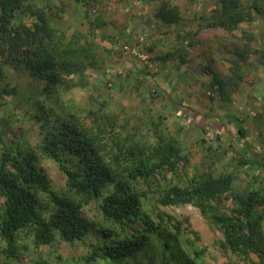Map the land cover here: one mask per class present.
<instances>
[{
	"label": "trees",
	"instance_id": "1",
	"mask_svg": "<svg viewBox=\"0 0 264 264\" xmlns=\"http://www.w3.org/2000/svg\"><path fill=\"white\" fill-rule=\"evenodd\" d=\"M250 2H213L211 15L202 17L206 22L192 28V41L201 28H223L236 37L253 9L264 13L257 1ZM49 8L34 0H0V264H206L200 234L165 209L186 205L197 207L221 233L215 241L228 258L225 264H264V150L249 156L248 119L227 117L243 146L233 169L215 168L222 157L205 144L204 166L191 174V149L180 137L181 121L190 116L181 109L189 106L183 100L172 99L179 108L169 110L175 129L161 112L150 115L149 132L143 123L134 126L142 116L113 106L103 95L83 103L63 99L68 77H79L81 85L89 81L88 87L103 81L111 86L118 74L104 70L101 51L125 59L129 69L127 43L136 46L138 39L124 34V45L113 43L109 49L82 42L79 33L52 24ZM157 16L167 25L181 24L180 9L171 0H161ZM242 35L248 41L256 37L247 30ZM179 51L174 48L158 59L169 62L178 56L186 62V51ZM260 53L264 65V45ZM229 59L227 78L214 71L210 76L223 100L246 85L251 71L248 49ZM142 71L154 75L148 67ZM160 93L153 89L152 99ZM259 119L261 128L264 116ZM242 174L262 179L242 187ZM92 234L100 241L90 242V253L65 257L58 251L60 244L74 246Z\"/></svg>",
	"mask_w": 264,
	"mask_h": 264
},
{
	"label": "rangeland",
	"instance_id": "2",
	"mask_svg": "<svg viewBox=\"0 0 264 264\" xmlns=\"http://www.w3.org/2000/svg\"><path fill=\"white\" fill-rule=\"evenodd\" d=\"M171 1L180 9L181 24L167 25L157 16L161 0H34V3L37 6L51 5L49 14L52 24L69 34L79 33L82 35V42L91 40L98 45L103 43L109 49L113 43L122 47L124 34L138 39L136 46L127 43L131 53L126 54L133 62L129 69L124 66L125 59L120 58L123 60L120 61L115 54L108 55L101 51L104 56V70H107L108 74H118L114 77L115 80L110 81L111 86L107 81H103L95 87H88L89 84H86L89 81L81 85L79 77H68L70 87L61 90L63 99L83 103L92 96L103 95L113 106L133 110L142 116V120L135 119L137 125L134 126L143 123L141 126L145 131H149L152 124L150 115L158 116L161 112L167 116L168 126L175 129L177 125L174 117L169 115V110L176 112L179 109L173 100H183L189 106L181 109L183 112H190V116L181 121L184 123V130L180 137L191 149L190 173L204 166L202 162L204 154L207 153L205 144L222 157L215 168L229 171L236 165L243 147L236 127L227 118L230 115L248 119L249 156L253 158L257 152L264 150V126L260 128V119L258 120L260 114L264 116V65L260 53L264 45V13L256 14V9H253L252 18L241 23L236 37L227 36L223 28H201L194 34L192 41V28L195 30L199 24L206 22L202 17L211 15L215 7L213 2L216 0ZM249 1L250 4L257 1L264 7V0ZM243 30L254 32L255 39L248 41L242 35ZM150 46L153 47V52L149 51ZM173 47L175 50L179 47V52L186 51V62H181L178 56L169 62L158 59L160 54L174 51ZM244 49H248L247 65L251 66L250 73L245 76L246 85H240L236 91L229 93V99L223 100L219 97L217 89L210 84L212 71L218 73L221 78H227L231 74L230 54ZM147 67L154 75L143 73L142 69ZM13 78L18 81L23 79L17 75H13ZM91 78L93 80L95 77ZM117 82H121L122 86ZM204 84L207 85L206 88ZM153 89L161 92L157 100L152 99ZM87 123H91L89 118ZM203 125L209 129V134L203 130ZM253 172L263 174L261 170ZM54 177L57 182H63L57 173ZM261 179L246 178L242 174L238 183L247 187ZM227 206H231L229 202ZM165 209L184 219L185 227H190L200 234L201 239L197 242L207 247L204 257L206 264H225L228 261L215 241L221 233L210 226L197 207L186 205ZM99 241V236L92 234L86 241L77 242L74 246L60 244L58 251L65 257L70 254L79 257L91 252L90 242ZM67 264L106 263L96 261Z\"/></svg>",
	"mask_w": 264,
	"mask_h": 264
},
{
	"label": "built area",
	"instance_id": "3",
	"mask_svg": "<svg viewBox=\"0 0 264 264\" xmlns=\"http://www.w3.org/2000/svg\"><path fill=\"white\" fill-rule=\"evenodd\" d=\"M134 53H136V52H134Z\"/></svg>",
	"mask_w": 264,
	"mask_h": 264
}]
</instances>
